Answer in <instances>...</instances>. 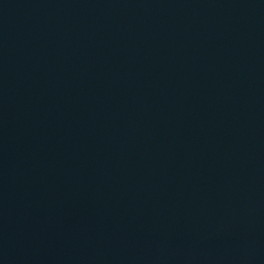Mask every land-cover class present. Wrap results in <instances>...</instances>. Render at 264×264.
<instances>
[{"label": "water", "instance_id": "95a60500", "mask_svg": "<svg viewBox=\"0 0 264 264\" xmlns=\"http://www.w3.org/2000/svg\"><path fill=\"white\" fill-rule=\"evenodd\" d=\"M0 264H264V0H0Z\"/></svg>", "mask_w": 264, "mask_h": 264}]
</instances>
